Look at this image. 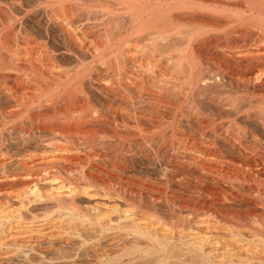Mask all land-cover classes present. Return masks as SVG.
<instances>
[{
	"label": "bare ground",
	"instance_id": "1",
	"mask_svg": "<svg viewBox=\"0 0 264 264\" xmlns=\"http://www.w3.org/2000/svg\"><path fill=\"white\" fill-rule=\"evenodd\" d=\"M47 253L264 264V0H0V264Z\"/></svg>",
	"mask_w": 264,
	"mask_h": 264
},
{
	"label": "rangeland",
	"instance_id": "2",
	"mask_svg": "<svg viewBox=\"0 0 264 264\" xmlns=\"http://www.w3.org/2000/svg\"><path fill=\"white\" fill-rule=\"evenodd\" d=\"M242 1H227V3H232L231 5H236V4H239V3H241ZM246 1H243L242 3H245ZM239 30V29H238ZM253 30V29H252ZM251 29L250 30H247V32L250 34V35H252L253 37L255 36V33H256V30H255V32H253ZM247 33V34H248ZM251 36V37H252ZM249 41V39L247 38L246 39V42H247V44L249 43L248 42ZM246 42H245V44H246ZM15 47V46H14ZM13 47V48H14ZM17 48H20L19 46H16ZM16 47H15V50H16ZM207 47V48H206ZM203 48V49H202ZM202 49V51H200ZM201 49H198L197 51V53H199L200 52V54L202 53V55H204L205 53V56L207 57V54H208V57H212L213 55V53L215 52V51H213L212 50V48H210V46H204V47H201ZM206 49V50H205ZM18 50V49H17ZM20 50V49H19ZM133 50V51H132ZM132 50H129L128 51V54L126 53V55L125 56H127V55H129V56H127L126 57V59H128L127 61H129V62H127L128 64L130 63V64H134V65H139V64H153V65H156V66H160V68L162 67V69H164V67L163 66H171L172 65V63H174L175 62V59L174 58H176L177 56L174 54V52L172 53V51L170 50V49H168V50H164V51H157V52H152V51H150V50H148V51H142V50H136V48L135 49H133L132 48ZM135 50V51H134ZM212 50V51H211ZM132 51V52H131ZM140 51V52H139ZM150 51V52H149ZM210 51V52H209ZM60 52V53H59ZM134 52V53H133ZM147 52V53H146ZM152 52V53H151ZM160 52V53H159ZM164 52V53H163ZM172 53V55H174L173 57L171 56V53ZM204 52V53H203ZM58 53V54H57ZM210 53V54H209ZM57 54V55H56ZM215 54V53H214ZM55 55H56V59L58 60V62L56 61V64H62V65H67V64H72L73 62H74V59H73V57L71 56V55H69V54H66V53H64V52H62V51H60V50H57L56 52H55ZM61 55V56H60ZM109 55V54H108ZM108 55H106L105 54V56H104V59H105V57H108ZM170 55V56H169ZM210 55V56H209ZM70 56V57H69ZM109 56H112V54L111 55H109ZM170 57V58H169ZM66 58V59H65ZM133 58V59H132ZM168 58H169V60H168ZM171 58H173V60H174V62H173V60L171 59ZM171 59V60H170ZM67 60V61H66ZM166 60V61H165ZM114 62V61H113ZM152 62V63H151ZM169 63H171V64H169ZM9 75V74H8ZM8 79H7V81L8 82H10V81H12L11 80V78H12V75L10 74L9 75V77H7ZM10 78V79H9ZM142 159V160H141ZM139 158V159H136V161H135V167H134V169H136V170H139V172L138 171H136L135 170V177H136V173H137V176H142L141 178H143V177H148V178H150L151 180H154V179H156L155 177H157V179L159 178V175H160V171H159V167L158 166H156L155 164H149L148 163V161H146L145 159H143V158ZM140 161V162H139ZM144 163V164H143ZM147 163V164H146ZM149 164V165H148ZM13 166V165H12ZM15 166V165H14ZM14 166L12 167V168H14ZM137 166V167H136ZM153 167V168H152ZM145 169V170H144ZM141 170V171H140ZM159 172H158V171ZM139 173V174H138ZM146 174V175H145ZM159 174V175H158ZM145 175V176H144ZM150 176V177H149ZM136 178H138V177H136ZM168 191H169V189H167ZM180 191H182V190H179V193L181 194L182 192H180ZM177 193V196L178 195H180L179 193H178V191L176 192ZM183 195H185V193H182ZM163 199H165V198H163ZM79 201H78V203H80V204H86L87 202H89L87 199H86V201H85V198L84 197H79V199H78ZM160 200V199H159ZM159 200H157V202L155 201V203H154V206H156L158 209H156V210H158L157 212H159V213H161V214H166L167 213V211H168V215L166 214L165 216H174V217H172V218H174L175 219V217L177 216H179L178 214H180V213H178V210L177 209H175V210H173V209H170V208H172L171 207V204L168 202V205L166 204V200H160V202H159ZM163 201V202H162ZM157 203V204H156ZM164 203V204H163ZM79 204V205H80ZM156 204V205H155ZM170 204V205H169ZM155 207V208H156ZM164 207V208H163ZM167 207V208H166ZM168 207H170V208H168ZM162 209H165V210H163V211H161ZM167 209H170L171 210V213H170V210H167ZM176 210H177V213H176ZM189 212H187L186 211V213L185 212H183L179 217L182 219L183 217H191L192 215L191 214H195L194 212L195 211H193V210H188ZM39 212V211H38ZM191 212V213H190ZM40 213H41V211H40ZM174 213V214H173ZM202 213V212H201ZM200 212H199V214H201ZM185 214H187V215H189V216H187V215H185ZM197 214V213H196ZM183 216V217H182ZM94 231V230H93ZM88 232H90V235H88V237L89 236H92L94 233H95V231H94V233L92 234L91 232V230L90 231H88L87 230V234H89ZM87 236V235H86ZM74 240V239H73ZM77 240V239H76ZM75 241V240H74ZM74 241H72V243L73 244H68V245H66V244H62L64 247V251L63 252H65L67 255H68V253H69V255H71L72 254V256L71 257H73L74 255H80L82 252H83V249H78V240L76 241V242H74ZM93 242V239H91V240H89V241H87L86 242V244L85 245H90V243L91 242ZM104 240H98L97 241V239H96V241H95V239H94V243H95V245H94V248L96 247V245L98 244L99 246H101V244H99L100 242L102 243ZM89 242V243H88ZM98 242V243H97ZM105 242L106 241H104L103 243L105 244ZM88 243V244H87ZM103 243H102V245H103ZM67 247H66V246ZM72 245V246H71ZM84 245V246H85ZM106 245V244H105ZM77 247V248H76ZM98 247V246H97ZM106 247H107V249H106ZM65 248H67V249H65ZM101 248H103V249H106V250H108V246L106 245V246H103V247H101ZM171 248H175L174 250H178V248H179V246H172ZM78 249V250H77ZM99 250H100V248H98ZM79 251L80 253H77V251ZM90 251V250H89ZM71 253V254H70ZM77 253V254H76ZM88 253H90V252H88ZM98 253V252H97ZM55 254V253H54ZM99 254H100V251H99ZM47 255H49V257L50 258H47V259H45V258H43V259H41L40 261H38L36 264H60V263H62L63 261V259H61V258H58L57 257V255H53V254H49V253H47ZM82 255V254H81ZM141 255H146L145 253H142ZM154 254H150V255H146V256H144V257H142V256H139L138 257V259H136V261H134L135 259H133L132 260V262L134 261V262H136V263H141L142 262V260H143V263L142 264H192V262H190V261H188L187 260V257H186V259L184 258L185 256H183L182 255V257H179V256H176L175 258H174V256L172 257L171 255V257H169L168 258V256H167V258H164V257H160L159 258V263L158 262H156V260H154V258L152 257ZM156 255V254H155ZM155 255H154V257H155ZM52 256V257H51ZM57 258H56V257ZM141 257V258H140ZM53 258V259H52ZM126 257H124V258H121V260L120 261H122V260H126L125 259ZM140 258V259H139ZM144 258V259H143ZM152 258V259H151ZM14 261H15V259H16V261L15 262H17V260H18V257L16 258V257H14V258H12ZM49 259V260H48ZM59 259V260H58ZM106 258H102L101 259V261L102 262H104V261H106V263L107 264H114L115 263V261H112V262H114V263H112V262H107V260H109V259H106ZM12 260V261H13ZM56 260V261H55ZM141 260V261H140ZM149 260H151L150 262L151 263H149L148 261ZM153 260V261H152ZM166 260V261H165ZM173 260V261H172ZM183 260V261H182ZM187 261L186 263H185V261ZM14 261L13 262H11V261H9V263L11 262V263H14ZM99 262V264H102V262ZM119 261V264H122L121 262ZM2 262H4V261H2ZM1 262V264H6L7 263V261H5L4 263H2ZM18 262H20V260H18ZM123 262V261H122ZM178 262H180V263H178ZM182 262H184V263H182ZM135 263V264H136ZM103 264H105V262L103 263ZM115 264H118V263H115ZM125 264H133V263H131V262H125ZM193 264H199V263H194L193 262Z\"/></svg>",
	"mask_w": 264,
	"mask_h": 264
}]
</instances>
